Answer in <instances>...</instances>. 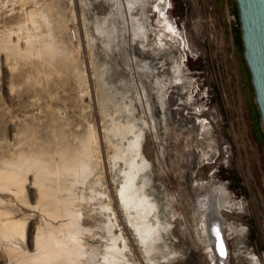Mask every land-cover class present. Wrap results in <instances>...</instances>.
<instances>
[{"label":"rangeland","instance_id":"374dc122","mask_svg":"<svg viewBox=\"0 0 264 264\" xmlns=\"http://www.w3.org/2000/svg\"><path fill=\"white\" fill-rule=\"evenodd\" d=\"M220 188L222 264H264L236 0H0V264H216Z\"/></svg>","mask_w":264,"mask_h":264},{"label":"water","instance_id":"95a60500","mask_svg":"<svg viewBox=\"0 0 264 264\" xmlns=\"http://www.w3.org/2000/svg\"><path fill=\"white\" fill-rule=\"evenodd\" d=\"M236 1L242 30L244 55L251 71L264 126V0ZM225 255L226 251H224Z\"/></svg>","mask_w":264,"mask_h":264},{"label":"bare ground","instance_id":"6f19581e","mask_svg":"<svg viewBox=\"0 0 264 264\" xmlns=\"http://www.w3.org/2000/svg\"><path fill=\"white\" fill-rule=\"evenodd\" d=\"M137 156H141V154L137 152ZM6 177H11V176L8 175ZM129 187L130 186L128 185L127 186L124 185L122 189L120 190V195H121L124 205L127 204L126 202L128 201V198L133 197L132 193L128 191ZM210 195L214 196L215 200L211 199ZM202 200L203 201H201V198H200L201 208L203 210L204 217H205L207 237L210 242L211 249L214 253L215 260H218L216 264H222V260L224 259V256L222 255H224L226 244L224 242V238L222 237V232H221L222 227H224V223L219 216V208L225 205L230 206V203L227 198L226 192L225 190H223V188L213 189L212 191H210L209 196H205ZM139 205L140 207L137 209V211L142 212L145 217L149 216L150 209L148 207H145V205L142 203V199H140ZM128 215L130 216V219L132 222L135 219L133 217V214H131V212H128ZM215 223L217 224L215 225V227H213ZM151 224H152L151 225L152 227H150V229H153L156 227V222L153 221ZM12 227H14L12 228L13 230L15 229L16 226L13 224ZM14 231L15 230H13V232Z\"/></svg>","mask_w":264,"mask_h":264},{"label":"built area","instance_id":"2783aa9c","mask_svg":"<svg viewBox=\"0 0 264 264\" xmlns=\"http://www.w3.org/2000/svg\"><path fill=\"white\" fill-rule=\"evenodd\" d=\"M222 231V230H221ZM224 242H225V244H226V241L224 240ZM222 256H224V255H222ZM226 256H224V258H225ZM258 260H259V258H257Z\"/></svg>","mask_w":264,"mask_h":264}]
</instances>
